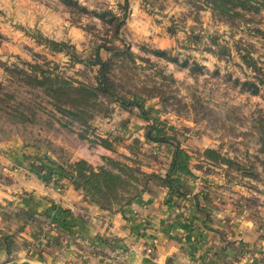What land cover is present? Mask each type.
Instances as JSON below:
<instances>
[{
    "label": "rangeland",
    "instance_id": "374dc122",
    "mask_svg": "<svg viewBox=\"0 0 264 264\" xmlns=\"http://www.w3.org/2000/svg\"><path fill=\"white\" fill-rule=\"evenodd\" d=\"M0 87L17 116L0 111V126L14 121L0 140V264L75 243L63 234L85 213L15 190L19 166L96 214L124 225L134 216L146 253L150 232L177 220L219 240L211 255L235 247L232 263L264 261V9L227 17L205 0H0ZM7 145L18 161L2 154ZM145 194L151 204L133 208ZM105 255L119 264L118 252Z\"/></svg>",
    "mask_w": 264,
    "mask_h": 264
},
{
    "label": "crops",
    "instance_id": "0c3cea01",
    "mask_svg": "<svg viewBox=\"0 0 264 264\" xmlns=\"http://www.w3.org/2000/svg\"><path fill=\"white\" fill-rule=\"evenodd\" d=\"M11 147L7 145V148ZM2 154L9 155L7 159L11 156L18 159V151L13 147L11 150H2ZM23 165H27V162ZM28 167L30 168V165ZM19 170L21 171L11 172L14 175L13 178L19 180L14 185L15 190L32 191L35 200H39L41 206L45 208L54 203L68 209L73 208L85 212L79 214L78 218H73L71 231L63 234L64 237H72L76 242H71L69 246L63 248V243L59 241L43 249L41 253L34 255L40 264H107L109 257L105 254L110 255L115 252L120 254L119 264H242L232 263L235 259L233 253L236 250L235 247H225L219 251L218 255H211L210 249L214 248V244L217 245L219 240L205 229L192 228V230L185 227L187 224H177V220L173 230L160 228L150 232L153 233L155 240V243H150V247L151 249L154 245L155 247L152 252L146 253L144 241L140 236L142 233L139 230L138 219L134 216L131 215L132 221L124 225L119 215L107 217L105 214H96L95 209L92 210L89 206L86 208V204L83 205L85 207L83 209L77 197L74 198L69 194L70 190L60 194L51 185L48 187L45 182H39L30 175L25 166H19ZM2 195L7 196L0 190V196ZM151 202V195L145 194L138 198L132 206L137 208L141 204L150 205ZM88 210L92 213H86ZM177 228L180 230L176 231ZM173 231L176 232L173 233ZM118 234L121 235L119 239L115 238ZM251 264H264V261H255Z\"/></svg>",
    "mask_w": 264,
    "mask_h": 264
},
{
    "label": "trees",
    "instance_id": "16d2710c",
    "mask_svg": "<svg viewBox=\"0 0 264 264\" xmlns=\"http://www.w3.org/2000/svg\"><path fill=\"white\" fill-rule=\"evenodd\" d=\"M71 1V0H66ZM206 5L214 12H217L221 15L227 16V17H233V16H241L244 13H258L261 9H264V0H205ZM127 7V3L125 2V8ZM50 47L54 51H62L65 48L64 43H57L53 41H48ZM118 53H121L123 55H131L130 52L122 49L118 50ZM175 60V59H174ZM94 64L99 66V79H102L105 74V62L101 60L99 54H96ZM100 84V90L104 94L112 97L115 99V101H118L123 106H130L131 104H134L135 106L139 107L141 109L143 115L145 114L142 108V105L139 103H131L128 101H125L123 98L118 97L114 93H112L109 88L101 81L98 80ZM246 84V83H245ZM250 85H253L251 83ZM256 86V85H255ZM257 88V87H256ZM53 93L57 92V88L52 90ZM85 94L90 96L91 93L89 91H85ZM12 99V95L8 92H5L0 87V104H5L3 108H0V111L6 112L8 118H16L17 116L11 113L9 105H7L8 101ZM9 111V112H8ZM14 121H10L4 125L0 126V140H2L5 136L11 135L13 132L8 127V125L13 124ZM257 132L259 133L258 140V149L257 152L260 153L264 158V122L260 123L258 127L256 128ZM158 141H165V139H158ZM252 176L256 179L260 177V174L257 172L251 173ZM226 176H228L226 174ZM258 180V179H257ZM168 186L173 190L171 187V183L168 180H165ZM177 191V190H176ZM198 205V204H197Z\"/></svg>",
    "mask_w": 264,
    "mask_h": 264
},
{
    "label": "water",
    "instance_id": "95a60500",
    "mask_svg": "<svg viewBox=\"0 0 264 264\" xmlns=\"http://www.w3.org/2000/svg\"><path fill=\"white\" fill-rule=\"evenodd\" d=\"M43 159L46 161V162H49V163H53L55 164L56 162L51 159L47 154L44 155ZM5 264H40L39 262H33V261H29V260H21V261H10V262H7Z\"/></svg>",
    "mask_w": 264,
    "mask_h": 264
},
{
    "label": "built area",
    "instance_id": "2783aa9c",
    "mask_svg": "<svg viewBox=\"0 0 264 264\" xmlns=\"http://www.w3.org/2000/svg\"><path fill=\"white\" fill-rule=\"evenodd\" d=\"M52 180H55L54 177H52Z\"/></svg>",
    "mask_w": 264,
    "mask_h": 264
}]
</instances>
